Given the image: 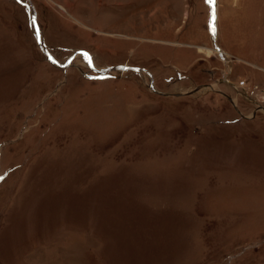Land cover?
<instances>
[{
	"label": "rangeland",
	"instance_id": "rangeland-1",
	"mask_svg": "<svg viewBox=\"0 0 264 264\" xmlns=\"http://www.w3.org/2000/svg\"><path fill=\"white\" fill-rule=\"evenodd\" d=\"M28 1L0 0V264H264V0Z\"/></svg>",
	"mask_w": 264,
	"mask_h": 264
},
{
	"label": "snow or ice",
	"instance_id": "snow-or-ice-1",
	"mask_svg": "<svg viewBox=\"0 0 264 264\" xmlns=\"http://www.w3.org/2000/svg\"><path fill=\"white\" fill-rule=\"evenodd\" d=\"M20 2L23 3V0H20ZM207 2H208L209 4H214V3H215V0H207ZM215 17H216V14H215V11H213V20H215ZM36 24H37L36 17L33 16V17H32V25H33L34 28H36ZM214 30H215V29H214V27H213V31H214ZM36 35H37V37L40 36V30H39L38 28L36 29ZM84 55H85V58L88 60V66L94 68L95 66H94L93 63H92V58L89 57L86 53H85ZM54 62H55V61H54ZM69 63H72V61H69ZM3 179H4V177H3V176H0V180H3Z\"/></svg>",
	"mask_w": 264,
	"mask_h": 264
},
{
	"label": "water",
	"instance_id": "water-1",
	"mask_svg": "<svg viewBox=\"0 0 264 264\" xmlns=\"http://www.w3.org/2000/svg\"><path fill=\"white\" fill-rule=\"evenodd\" d=\"M28 2V5H30V3H29V1H27ZM31 11H32V13H34V11H33V7L31 6ZM34 16V14L32 15V17ZM35 35H36V30H35ZM36 40H37V46H38V48H39V50L47 57V58H49L47 55H46V53H44L43 51H42V48H41V44H40V41H39V39H38V37H37V35H36ZM50 59V58H49ZM125 68V67H124ZM123 68V69H124ZM120 69V67L119 66H117V67H114V68H110V69H108V70H103V71H99V72H97L99 75H101V74H104V73H106L107 71H115V70H119ZM122 69V70H123ZM126 69V68H125ZM151 87V86H150Z\"/></svg>",
	"mask_w": 264,
	"mask_h": 264
},
{
	"label": "flooded vegetation",
	"instance_id": "flooded-vegetation-1",
	"mask_svg": "<svg viewBox=\"0 0 264 264\" xmlns=\"http://www.w3.org/2000/svg\"><path fill=\"white\" fill-rule=\"evenodd\" d=\"M24 1L26 2V4H28V2H27L28 0H24ZM35 17H36V16H35ZM36 20H37V19H36ZM32 29H33V31H34V33H35V30H36L37 28H34L33 25H32ZM35 41H36V44H37V40H36V39H35ZM37 47H38V46H37ZM48 60L54 62V60H53L52 58H50V59L48 58Z\"/></svg>",
	"mask_w": 264,
	"mask_h": 264
},
{
	"label": "bare ground",
	"instance_id": "bare-ground-1",
	"mask_svg": "<svg viewBox=\"0 0 264 264\" xmlns=\"http://www.w3.org/2000/svg\"><path fill=\"white\" fill-rule=\"evenodd\" d=\"M207 53H209V52H207Z\"/></svg>",
	"mask_w": 264,
	"mask_h": 264
}]
</instances>
